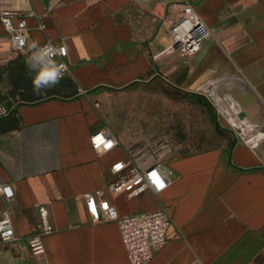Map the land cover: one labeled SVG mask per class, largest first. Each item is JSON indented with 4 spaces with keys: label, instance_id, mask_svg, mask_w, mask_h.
Segmentation results:
<instances>
[{
    "label": "crops",
    "instance_id": "obj_1",
    "mask_svg": "<svg viewBox=\"0 0 264 264\" xmlns=\"http://www.w3.org/2000/svg\"><path fill=\"white\" fill-rule=\"evenodd\" d=\"M188 2L216 44L183 59L164 52L181 0H9L27 24L28 45L66 47L75 92L18 103L0 117V185L13 193L0 194V213L9 211L17 236L0 250V264H129L117 225L93 222L85 209L84 193L115 180V152L98 156L90 135L110 129L100 109L108 94L148 85L159 59L202 99L220 145L168 160L170 184L157 196L106 199L120 215L169 210L167 243L150 264H264V0ZM19 55L0 23V69ZM41 206L54 232L43 254L32 255Z\"/></svg>",
    "mask_w": 264,
    "mask_h": 264
},
{
    "label": "built area",
    "instance_id": "obj_2",
    "mask_svg": "<svg viewBox=\"0 0 264 264\" xmlns=\"http://www.w3.org/2000/svg\"><path fill=\"white\" fill-rule=\"evenodd\" d=\"M9 0H0V23L8 34L13 51L23 53L28 46L27 24L21 13L9 5ZM182 11L178 20H167L171 43L164 52H177L182 58L195 56L201 49V43L208 37L209 30L188 0H181ZM38 26L42 24L41 15L34 14ZM51 43L56 49L55 59L66 65L65 77L70 69L67 63L68 52L64 45L46 39L41 45ZM161 54V53H160ZM160 54L153 56L155 60ZM13 106L0 105L7 115ZM6 116L0 114V117ZM90 147L98 155H108L119 148V140L106 128L90 135ZM167 160V146L164 143L153 147L137 145L124 151L111 164L109 171L115 176L106 190H95L83 194L86 212L93 222L115 223L119 229L121 242L129 264H150L154 255L167 243V232L172 226L169 210L160 207L154 212L120 215L106 199L105 193L138 198L150 192L157 196L170 184L171 172L163 168ZM162 185V186H160ZM0 194L11 200L13 193L9 186L0 185ZM39 218L34 234L28 239V249L32 255L44 252L43 238L54 232L48 221V211L44 206L38 208ZM17 241L11 216L8 210L0 213V250ZM191 264H200L194 261Z\"/></svg>",
    "mask_w": 264,
    "mask_h": 264
},
{
    "label": "rangeland",
    "instance_id": "obj_3",
    "mask_svg": "<svg viewBox=\"0 0 264 264\" xmlns=\"http://www.w3.org/2000/svg\"><path fill=\"white\" fill-rule=\"evenodd\" d=\"M215 44L214 37L208 35L201 43L202 53ZM26 54L29 52L21 53ZM158 62L157 75L148 85H135L128 90L109 92V96L100 104V109L102 123L119 136L115 158L137 145L153 147L164 143L167 146V160L163 168L167 171L168 160L218 147L220 137L209 109L196 101L194 94L183 90L178 78L167 76V60ZM9 89L6 78L0 75L2 106L17 104V98L9 96ZM27 92L30 95L33 93L30 89ZM57 93L69 97L74 92L68 88H59Z\"/></svg>",
    "mask_w": 264,
    "mask_h": 264
},
{
    "label": "clouds",
    "instance_id": "obj_4",
    "mask_svg": "<svg viewBox=\"0 0 264 264\" xmlns=\"http://www.w3.org/2000/svg\"><path fill=\"white\" fill-rule=\"evenodd\" d=\"M45 25L40 24L38 30L44 31ZM29 54L25 64L32 76L33 93L41 96L46 95L48 90L56 88L65 77L66 65L56 59V49L49 42L40 45L38 41H32L29 45ZM0 114L7 115L6 110H0Z\"/></svg>",
    "mask_w": 264,
    "mask_h": 264
},
{
    "label": "trees",
    "instance_id": "obj_5",
    "mask_svg": "<svg viewBox=\"0 0 264 264\" xmlns=\"http://www.w3.org/2000/svg\"><path fill=\"white\" fill-rule=\"evenodd\" d=\"M27 55L28 54L19 55L11 63L0 69V75L6 78L8 86L10 88L8 94L11 98H17V104H37L48 99L62 97L57 93V89L59 88H68L72 92H75L74 83L68 77L64 78L56 88L48 90L46 95L38 96L34 93H31V95L28 94V89L33 91L32 76L34 75V73L30 72L25 64ZM194 99L201 104L204 103L201 98L194 97Z\"/></svg>",
    "mask_w": 264,
    "mask_h": 264
},
{
    "label": "snow or ice",
    "instance_id": "obj_6",
    "mask_svg": "<svg viewBox=\"0 0 264 264\" xmlns=\"http://www.w3.org/2000/svg\"><path fill=\"white\" fill-rule=\"evenodd\" d=\"M160 186H162V185H160Z\"/></svg>",
    "mask_w": 264,
    "mask_h": 264
}]
</instances>
